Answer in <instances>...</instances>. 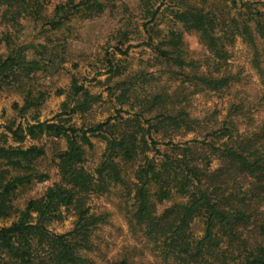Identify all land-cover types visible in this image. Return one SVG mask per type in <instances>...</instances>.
<instances>
[{"label": "trees", "instance_id": "obj_1", "mask_svg": "<svg viewBox=\"0 0 264 264\" xmlns=\"http://www.w3.org/2000/svg\"><path fill=\"white\" fill-rule=\"evenodd\" d=\"M119 1L0 0V93L14 90L22 98L0 133V221L16 217L0 226V264H99L100 258L106 264H264V116H256L264 92L257 101L235 94L222 120L219 110L194 113L191 100L200 91H231L239 75L227 68L229 47L239 38L264 82V0H178L171 14L182 28L168 31L157 23L163 3L140 0L137 13ZM107 14L124 16L102 63L112 74L106 82L117 105L103 121L78 123L75 116L85 118L102 94L73 70L79 62L66 64L73 24ZM134 20H142L137 36L152 56L129 70L117 54L129 56L136 46ZM25 22L35 29L31 41L20 33ZM187 32L199 35L206 58L189 53ZM62 74L69 83L52 91L39 80ZM164 74L169 85L148 90ZM53 94L64 97L60 111L43 120ZM185 133L196 136L176 141ZM93 137L106 146L91 171ZM43 138L65 141L54 156L60 179L18 208L19 191L50 179L40 167L47 155L38 143ZM116 185L132 200L125 218L138 243L109 258L95 235L111 213L94 210L91 200ZM175 196L182 200L168 204ZM69 214L72 229L54 232L51 224ZM197 221L200 235L193 230Z\"/></svg>", "mask_w": 264, "mask_h": 264}, {"label": "rangeland", "instance_id": "obj_2", "mask_svg": "<svg viewBox=\"0 0 264 264\" xmlns=\"http://www.w3.org/2000/svg\"><path fill=\"white\" fill-rule=\"evenodd\" d=\"M57 0H54L56 2ZM155 7L161 6L163 11L158 18V25L164 30L168 31L170 28H174L171 9L175 7L178 0H150ZM122 2V3H121ZM121 6L127 5L130 9L129 12L136 11L139 7L140 0H121L118 4ZM138 13V12H137ZM136 13V15H137ZM129 14V13H127ZM120 19H124V16L118 15L117 17L109 16L108 14L100 17L96 20L78 18L73 24V34H71V46H70V62H67V66L72 68V63L79 62V67L73 69L79 71L83 77H86L85 86L92 92L102 94V100L93 106V109L87 113L85 118L80 115H76L74 121L78 123L84 119L85 121H103L109 116L114 115L116 108L115 97H110V88L112 82H106L112 76L103 65V59L105 57L106 49L109 44L116 43L113 39V33L120 27L122 23ZM138 21L136 32L132 35L131 42L136 45L130 50L129 56H123L117 54L118 58H122L121 62L128 66L129 70H135L142 66L144 59L152 56V51L146 45H141V37L137 36L139 30L142 32V20ZM24 28L20 31L23 39L31 41L35 39V29L32 23L25 22ZM182 28L181 25L177 26ZM5 27L0 22V31ZM140 37V39L138 38ZM144 37V35L142 36ZM186 47L192 57L197 59L206 58L209 54L206 47L201 43L200 37L196 32L185 33ZM134 38V39H133ZM118 41V40H117ZM141 45V46H138ZM230 48L231 57L228 61L227 68L230 72L238 74L239 79L235 82L233 88L227 94H219L213 91H200L193 95L191 100L194 105V113L198 115H205L210 111L219 110L220 114L218 119L222 120L226 113L227 107H229L230 101L235 99V94L239 97L247 96L251 101H257L256 97L264 92L263 78L251 63L252 52L251 49L243 42L241 38L237 39L234 45ZM112 50V49H111ZM161 80L154 81L151 88L156 84L163 85L168 84L167 74L160 76ZM45 83L46 87L50 91L55 90L58 86H66L69 83V74L56 75L55 77L39 78ZM117 78H114L116 80ZM159 82V83H156ZM177 83H172V87L175 88ZM152 84H146L145 87H149ZM142 85V84H141ZM142 93L146 91L140 90ZM64 100L63 96H56L53 94L48 101L42 107V116L44 119H52L57 112L60 111V106ZM15 101H22L21 95L14 92V90H8L0 93V133L5 130V126L8 120L14 115L13 103ZM264 106V104H263ZM261 106L260 110L256 112L257 118L264 116V107ZM128 107L126 106V109ZM196 136V133H185L180 136H176V141L189 140ZM94 146L88 150L86 167L89 170H94L98 165L101 156L105 150L106 143L100 137H93ZM165 141V140H164ZM40 144H44L47 148V155L41 162V169L47 171L50 175V179L44 182L34 183L32 186L21 190L15 197V205L20 208L24 207L26 201L30 198L38 197L42 195L45 190L54 182L59 181L60 177L56 168V162L54 159L57 150L64 149L66 146L63 139H50L43 138L38 141ZM28 144H31L30 142ZM123 186L116 185L112 187L111 191L107 194L96 196L91 200L92 206L96 211L107 210L111 213L110 223L102 226L95 235V241L101 244L102 251L109 258L113 257L126 245H134L138 243L133 235L129 233V228L126 222L125 213L126 205L131 204L130 199L124 197ZM182 200V197L175 196V198L168 204H172L175 201ZM127 201V202H126ZM129 203V204H128ZM16 217H11L6 220L0 221V226L11 224ZM75 216L69 214L67 219L63 222H54L51 224V229L57 233H64L72 229ZM193 230L197 235L202 234L203 225L200 221H197ZM101 259V258H100ZM99 259V264H106L103 260ZM148 259H152L150 256ZM148 259L145 262H148Z\"/></svg>", "mask_w": 264, "mask_h": 264}]
</instances>
